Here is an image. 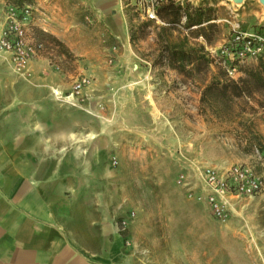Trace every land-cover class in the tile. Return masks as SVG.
<instances>
[{
  "label": "rangeland",
  "instance_id": "1",
  "mask_svg": "<svg viewBox=\"0 0 264 264\" xmlns=\"http://www.w3.org/2000/svg\"><path fill=\"white\" fill-rule=\"evenodd\" d=\"M172 1L211 9L214 21L210 23L214 27L206 30L205 40L185 32L182 22L163 35V40L177 43L185 37L189 45L202 46L207 54L229 38V24L242 29L264 27V9L257 0L241 4L231 0ZM122 3L129 28L128 53L139 59L147 77L131 86V73H120L117 64L122 47L117 44L107 50L110 45L93 15L80 9L79 14L72 15L79 24L71 36L76 49L70 52L41 42L40 55L46 64L40 72L50 84L63 85L64 96L70 94L76 79L84 77L89 85L81 97L65 101L53 95L56 87L50 88L51 109H63L70 124L84 122L87 134L102 133V140L86 144L85 152L99 155L100 164L117 175L120 193L126 199L121 213L125 227L122 221L119 227L129 238L137 264H264V194L243 200L227 221L220 222L203 205L188 199L176 184L182 171L206 166L247 164L264 177V156L255 155L256 150H264V91L234 99L229 105L201 100L211 81L238 82L257 61L243 65L236 80L215 63L193 67L190 76H182L158 58L159 28L163 26L141 20L134 0ZM8 4L22 5L18 0H9ZM26 5L33 8L35 23L36 9H42L37 3ZM68 12L74 14L73 10ZM142 23L148 26L138 33L135 28ZM131 27L136 32L132 43ZM36 29L34 26L33 36L37 40ZM32 61L26 72H19L8 55L0 53V91L6 109H16V105L30 109L37 99L39 86L34 81ZM148 107L164 113L155 114L153 122L147 119L146 126L138 130L110 128L113 117L109 109ZM115 134L117 144L114 139L111 144L110 136Z\"/></svg>",
  "mask_w": 264,
  "mask_h": 264
},
{
  "label": "crops",
  "instance_id": "2",
  "mask_svg": "<svg viewBox=\"0 0 264 264\" xmlns=\"http://www.w3.org/2000/svg\"><path fill=\"white\" fill-rule=\"evenodd\" d=\"M8 1L0 0V16ZM21 3H37L42 11L36 9V30L56 38L70 52L76 49L71 36L79 26L72 15L80 9L91 12L110 45L107 50L117 44L122 47L117 64L120 73H131V86L147 77L139 59L128 53L129 28L122 0ZM45 62L38 55L31 63L39 89L30 109L20 105L6 109L0 91V264H137L129 238L119 227L126 199L117 175L100 164L99 155L85 152L86 144L102 140V133L87 134L84 122L70 124L63 109H51L50 88L63 93L64 87L50 84L43 76L40 68ZM148 108L109 109L114 120L110 128L138 130L147 119L153 122L155 114L164 113ZM113 139L117 144L116 134L110 136L111 144Z\"/></svg>",
  "mask_w": 264,
  "mask_h": 264
},
{
  "label": "built area",
  "instance_id": "3",
  "mask_svg": "<svg viewBox=\"0 0 264 264\" xmlns=\"http://www.w3.org/2000/svg\"><path fill=\"white\" fill-rule=\"evenodd\" d=\"M162 1L134 0L135 11L141 20L166 26L156 14ZM0 23V53L9 56L17 71L26 72L28 64L43 51V44L33 36V8L26 4H5ZM229 25V38L215 51L209 50L208 56L229 78L236 80L235 75L243 65L256 62L264 55V27L246 30L238 24ZM88 85L89 81L81 77L73 83L68 96L61 92L54 96L62 101L75 100ZM255 153L258 158L264 156L258 150ZM176 184L188 199L203 205L211 217L220 222L227 221L243 200H253L264 194V177L247 164L186 169L179 174ZM121 226L125 227V221Z\"/></svg>",
  "mask_w": 264,
  "mask_h": 264
},
{
  "label": "trees",
  "instance_id": "4",
  "mask_svg": "<svg viewBox=\"0 0 264 264\" xmlns=\"http://www.w3.org/2000/svg\"><path fill=\"white\" fill-rule=\"evenodd\" d=\"M18 4H22L18 0ZM209 8H192L189 4L182 5L172 0H163L158 7L156 14L159 20L166 26L159 28V54L160 61H165L166 66L182 76H190L191 68L207 66L213 63V60L204 51L202 46H191L184 37L177 43L163 40V35L174 29L176 25L183 22V29L190 34L195 33L197 37L207 39L206 30L214 27L212 23L214 17L211 15ZM148 22V21H145ZM207 24L206 26H203ZM148 26L142 23L135 28L138 33H142ZM130 28V42L135 40L136 32ZM39 42L51 43L56 47H64V45L51 35L37 30L35 32ZM243 67L239 69L242 72ZM264 91V55L257 60V65L247 69L245 77L238 82L233 81H211L203 91L201 100L229 105L234 99L241 97H250L255 92ZM264 154V150L259 151Z\"/></svg>",
  "mask_w": 264,
  "mask_h": 264
},
{
  "label": "water",
  "instance_id": "5",
  "mask_svg": "<svg viewBox=\"0 0 264 264\" xmlns=\"http://www.w3.org/2000/svg\"><path fill=\"white\" fill-rule=\"evenodd\" d=\"M233 3L235 4H241L243 3L245 0H232ZM263 7H264V0H257Z\"/></svg>",
  "mask_w": 264,
  "mask_h": 264
},
{
  "label": "bare ground",
  "instance_id": "6",
  "mask_svg": "<svg viewBox=\"0 0 264 264\" xmlns=\"http://www.w3.org/2000/svg\"><path fill=\"white\" fill-rule=\"evenodd\" d=\"M232 1V0H231ZM263 9H264V7H263ZM59 94V92H57V91H53V95H58Z\"/></svg>",
  "mask_w": 264,
  "mask_h": 264
}]
</instances>
